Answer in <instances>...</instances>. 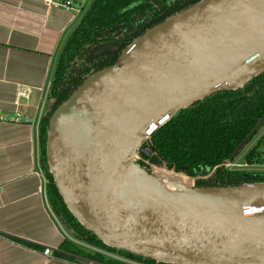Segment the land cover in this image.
Listing matches in <instances>:
<instances>
[{
    "label": "water",
    "instance_id": "obj_1",
    "mask_svg": "<svg viewBox=\"0 0 264 264\" xmlns=\"http://www.w3.org/2000/svg\"><path fill=\"white\" fill-rule=\"evenodd\" d=\"M262 70L264 0H206L135 42L49 122L47 159L69 210L106 245L159 262L264 264V184L172 196L135 164L179 109ZM263 126L264 115L229 161Z\"/></svg>",
    "mask_w": 264,
    "mask_h": 264
},
{
    "label": "trees",
    "instance_id": "obj_2",
    "mask_svg": "<svg viewBox=\"0 0 264 264\" xmlns=\"http://www.w3.org/2000/svg\"><path fill=\"white\" fill-rule=\"evenodd\" d=\"M206 0H92L66 38L55 61L47 95L46 112L38 129L41 170L47 181L49 207L71 239L96 250L146 264L159 262L149 256L111 247L85 227L69 210L58 192L47 159L49 122L54 113L98 74L113 67L135 42ZM106 46L112 52L98 54ZM264 115V70L243 88L221 90L195 100L175 112L139 146L135 164L146 173L157 167L194 180L193 189H222L264 184V172L228 168L246 146L229 161L236 147ZM264 162V141L260 140L243 157L248 165ZM60 251L99 264H124L88 254L66 240Z\"/></svg>",
    "mask_w": 264,
    "mask_h": 264
},
{
    "label": "crops",
    "instance_id": "obj_3",
    "mask_svg": "<svg viewBox=\"0 0 264 264\" xmlns=\"http://www.w3.org/2000/svg\"><path fill=\"white\" fill-rule=\"evenodd\" d=\"M48 1L0 0V264L88 261L60 251L71 238L46 203L37 167L36 120L40 109L41 118L46 112L59 51L81 17ZM69 1L73 6L84 2L86 10L92 0ZM24 90L29 91L26 99L19 96ZM45 248L54 257H43ZM89 248L105 259L115 258Z\"/></svg>",
    "mask_w": 264,
    "mask_h": 264
},
{
    "label": "built area",
    "instance_id": "obj_4",
    "mask_svg": "<svg viewBox=\"0 0 264 264\" xmlns=\"http://www.w3.org/2000/svg\"><path fill=\"white\" fill-rule=\"evenodd\" d=\"M47 3L49 5H51V6H53V7L64 8L66 10L72 11V13H73V15L75 17H78V16L82 15L84 13V11H85L84 2H80L79 4H77L75 6H73L72 2L69 1V0L65 1V2H60L59 0H49ZM28 95H29V91L28 90H24L23 92L20 93L19 96L26 99V98H28ZM41 111L42 110L40 109L39 110V115H38L37 120H36V126L38 127V129H39V124H40ZM136 159H137V156H136ZM37 164H38V166H37L38 167V171H39V173L42 174V178L44 179V196L46 197V183H47V181L45 180V178L43 176V172H42V170L40 168V165H39V156L37 158ZM225 167L264 172V162L260 163V164H253V165H248V164H245V163H243V164H227V165H225ZM46 203H47V201H46ZM55 252L59 253L58 250H55ZM42 256L45 257V258L54 257L53 256V250H51L50 248H45L43 250V252H42ZM124 261H126V262H124ZM124 261H121V262H123L124 264H146V263H139V262H131V261H127V260H124ZM85 264H98V263L94 262V261H91V260H88V261L85 262Z\"/></svg>",
    "mask_w": 264,
    "mask_h": 264
},
{
    "label": "rangeland",
    "instance_id": "obj_5",
    "mask_svg": "<svg viewBox=\"0 0 264 264\" xmlns=\"http://www.w3.org/2000/svg\"><path fill=\"white\" fill-rule=\"evenodd\" d=\"M89 5L90 4H88V6L86 7V8H88L89 7ZM84 14V13H83ZM82 14V15H83ZM82 15H81V17H82ZM80 17V18H81ZM79 18V19H80ZM260 140H262V141H264V127L262 128V130H260L259 131V134L256 136V138L251 142V144L243 151V153L239 156V158L237 159V161L235 162V164H243V157H244V155L253 147V146H255L256 145V143L258 142V141H260ZM137 156V161L138 160H140V158H139V155H136ZM39 165H40V163H39ZM41 168V167H40ZM151 175L155 178V179H159V176H158V173H159V171H162V168H157V167H151ZM163 170H165V169H163ZM173 173V172H172ZM174 174H176V173H174ZM181 175V174H180ZM43 176H44V174H43ZM184 176V175H183ZM44 178H45V176H44ZM187 178V177H186ZM162 179V181L164 182V185L163 186H165V187H174L173 186V184H171V183H169V182H167L166 180H164L163 178H161ZM188 179V178H187ZM46 180V179H45ZM187 182H188V184H187V189L189 190H193V182H194V180H192V179H188L187 180ZM47 184V183H46ZM48 206H49V204H48ZM50 208V207H49ZM51 210V209H50ZM52 212V211H51ZM55 217V216H54ZM57 220V219H56ZM58 221V220H57ZM60 224V223H59ZM62 227V226H61ZM62 229L65 231V229L62 227ZM65 233L67 234V232L65 231ZM67 236H68V238H70L69 237V235L67 234ZM70 242H72L73 244H75L76 246H78L81 250H83L84 252H86V253H88V254H94V252H92V250H90V248L88 247V246H86V245H84V244H81V243H79V242H77V241H74L73 239H70ZM111 256V255H110ZM111 257H113V256H111ZM119 258V257H118ZM114 260H117V261H124V260H126V259H123L122 257L121 258H119V259H117V257L115 256V258H114ZM124 262H126V261H124Z\"/></svg>",
    "mask_w": 264,
    "mask_h": 264
},
{
    "label": "bare ground",
    "instance_id": "obj_6",
    "mask_svg": "<svg viewBox=\"0 0 264 264\" xmlns=\"http://www.w3.org/2000/svg\"><path fill=\"white\" fill-rule=\"evenodd\" d=\"M159 179H157L152 186L153 187H160L162 192L165 194H169L172 196H186L191 194V190L187 189V178L180 174H174L171 171L163 170L159 171L158 173ZM163 178L167 182L173 184L174 187H165L164 182L162 181Z\"/></svg>",
    "mask_w": 264,
    "mask_h": 264
}]
</instances>
